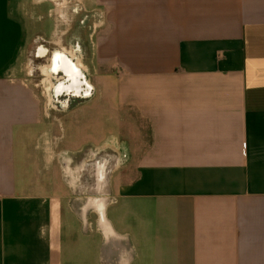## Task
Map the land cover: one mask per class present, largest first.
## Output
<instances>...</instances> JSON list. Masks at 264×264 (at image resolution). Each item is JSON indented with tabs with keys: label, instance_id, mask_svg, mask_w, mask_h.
I'll use <instances>...</instances> for the list:
<instances>
[{
	"label": "crops",
	"instance_id": "obj_1",
	"mask_svg": "<svg viewBox=\"0 0 264 264\" xmlns=\"http://www.w3.org/2000/svg\"><path fill=\"white\" fill-rule=\"evenodd\" d=\"M72 1L93 29L90 84L116 79L130 150L120 146L103 213L83 207L98 213L87 229L52 128L61 120L25 73L43 32L32 11L54 4L59 26ZM94 254L264 264V0H0V264H94Z\"/></svg>",
	"mask_w": 264,
	"mask_h": 264
},
{
	"label": "rangeland",
	"instance_id": "obj_2",
	"mask_svg": "<svg viewBox=\"0 0 264 264\" xmlns=\"http://www.w3.org/2000/svg\"><path fill=\"white\" fill-rule=\"evenodd\" d=\"M74 4V1L67 3L64 8L66 11L63 13L70 17L69 23L63 20L58 22L59 26L55 25L58 17L53 9L54 4H45L32 11L34 13L31 14V24L36 19L44 33L38 30L35 34L36 42L29 46L25 73L37 89L48 119L61 120L60 123L55 122L52 128L56 135L65 136L61 150L66 153L62 156L72 159L71 166L74 170L70 186L71 201L77 208L83 228L87 229L91 227L89 223L96 224L98 213L88 209L86 215L82 216L83 207L92 202L111 200L107 197L108 186L115 169L121 166L117 164L118 153H123L120 146L124 147L126 154L130 155V150L124 139L125 135H119L128 124L124 123L122 116L125 109L119 107L116 79L104 81V78L93 76L96 90L92 89L89 97L82 96L85 94L83 89L80 93L77 91L80 96L78 97L73 95L74 91L60 87V84H71L73 77L64 74L61 63L57 65L56 60L55 65L60 69L54 70L55 53L70 54L74 61L80 60L81 71L74 73L78 75L82 86L86 85L85 81L90 82L93 70L88 40L93 29L86 21L81 22L85 12L81 6ZM74 7L77 13L72 10ZM68 24L71 25L70 29ZM33 31L31 27V32ZM42 50L44 57L40 56ZM103 84L106 86H102ZM130 138L132 142L133 135ZM101 167L102 175L99 171ZM77 226L80 230V225ZM99 239L98 234L93 236L95 245L99 244ZM93 261L94 264H99L96 254Z\"/></svg>",
	"mask_w": 264,
	"mask_h": 264
},
{
	"label": "flooded vegetation",
	"instance_id": "obj_3",
	"mask_svg": "<svg viewBox=\"0 0 264 264\" xmlns=\"http://www.w3.org/2000/svg\"><path fill=\"white\" fill-rule=\"evenodd\" d=\"M41 53V55L43 56V55H45V53H44V51L43 52H40ZM56 55H55V57H54V62H53V68H54V70L55 69H60L59 67H55V60L56 61H58L59 60V58H60V60L61 59H63V61H65V62H67L68 64H72V65H74L75 67H74V69H72V68H70V69H64V68H62L64 71H65V73L64 74H66L67 76H72L73 77V79H72V81H71V84H73V87L72 88H68V90H72V91H74V94L73 95H78V92L80 93L81 92V90L83 89V92L85 93L84 95H82L83 97H89L91 94H90V92H91V89H93L92 88V85L90 84V82L87 80V81H85V84L87 85H84V86H82L81 84H80V80H79V77H78V75H76L74 72H79L80 73V60H77V61H74V58L73 57H71V55L69 54V55H67L66 53V55H64V53L62 54V53H55ZM40 55V56H41ZM62 61V62H63ZM69 72V73H68ZM73 74V75H72ZM65 84H63V85H61L60 84V87L61 86H64ZM68 85V84H67ZM74 85H76V88L74 87ZM78 91V92H77ZM78 97H80L79 95H78ZM100 170V173H101V175H102V167L99 169Z\"/></svg>",
	"mask_w": 264,
	"mask_h": 264
},
{
	"label": "bare ground",
	"instance_id": "obj_4",
	"mask_svg": "<svg viewBox=\"0 0 264 264\" xmlns=\"http://www.w3.org/2000/svg\"><path fill=\"white\" fill-rule=\"evenodd\" d=\"M60 63H61L60 67L61 68H64V69H70V68L74 69V67H75L74 65L68 64L65 61L62 62L61 60H58V64L57 65H59ZM55 67H57V66L55 65ZM72 87H73V84H69V85L62 86V88H72ZM74 87L76 88V85H74ZM102 202L103 201L101 200V201H97V202H93L92 203L93 206H94V208H95V210L98 211L100 214L103 213V207H102V204L103 203ZM100 226H101V228L103 229V231L105 232V234H106V236L108 238L113 235V233L111 231V228L109 227L108 223L105 222L103 219L100 220Z\"/></svg>",
	"mask_w": 264,
	"mask_h": 264
}]
</instances>
